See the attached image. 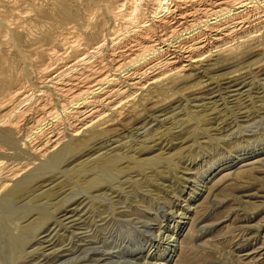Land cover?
Here are the masks:
<instances>
[{"label": "rangeland", "instance_id": "374dc122", "mask_svg": "<svg viewBox=\"0 0 264 264\" xmlns=\"http://www.w3.org/2000/svg\"><path fill=\"white\" fill-rule=\"evenodd\" d=\"M124 1L129 12L131 0ZM97 2L0 1V160L27 161L18 143L28 105H1L12 89H44L59 109L62 98L48 80L66 69L70 78L80 25L111 19V33L133 26L105 18ZM150 5L142 2L146 12ZM246 30L214 44L221 52L200 69L138 91L94 140L70 142L64 121L63 145L19 178L25 192L0 199V250L8 247L0 264H264V28ZM215 99L216 110L208 103ZM75 207L80 227L59 222L58 211ZM27 236L33 241L25 246ZM50 239L55 245L43 249L41 240Z\"/></svg>", "mask_w": 264, "mask_h": 264}, {"label": "bare ground", "instance_id": "6f19581e", "mask_svg": "<svg viewBox=\"0 0 264 264\" xmlns=\"http://www.w3.org/2000/svg\"><path fill=\"white\" fill-rule=\"evenodd\" d=\"M143 1L131 0L129 12L126 11L127 2L124 0H98L95 3V7L102 11L101 15L105 18L110 15L122 16L125 22L133 26L127 31L121 28L111 33V19H103L101 23L92 26L90 22L80 25L81 39L73 41L71 45L76 54L74 63L69 68L72 70L68 72L70 78H65L66 69L48 80L59 92L58 97L62 98L59 109L44 98V89L40 90L41 94L25 93L23 87L18 86L12 89L9 98L2 102L1 105L5 108L7 104L12 105L11 102L20 99L19 104L28 105L23 107L25 109L21 111V116L29 117V122L18 143L19 154L27 155L23 157L27 161L15 163L0 160V199L14 193L12 198L17 201L25 192V187H18L21 181L19 178L26 174L37 160L41 161L63 145L64 136H60L57 131L64 121L69 122L72 131L69 133L70 142L74 143L88 135L89 140H94L101 133L99 129L105 123L113 116L122 117L126 107L134 104L132 101L138 91H149L166 77L184 72L183 70L200 69L205 61L221 52L212 49L214 44L227 42L232 36L237 38L249 28L257 31L264 28V0H150L151 9L148 12L143 9ZM91 2L92 0H89V4ZM92 18L94 21L95 15H92ZM96 31L100 32L96 41L83 42ZM79 64L85 65L82 70L76 69ZM49 68L47 64L43 70L47 73ZM244 86L231 90L229 96L240 95L238 91ZM234 92L237 94H233ZM208 103L212 104L210 108L214 107V110L219 108L216 99ZM109 116L112 117L108 118ZM17 122L13 121L11 128L17 130ZM105 154L107 155V151ZM39 180L41 181L40 177ZM45 185L48 186L44 183L43 187ZM75 208L58 211L59 222L67 224L64 221H68L72 226H78L81 219L76 216H81V211ZM23 241V245L27 246L33 240L27 236ZM41 241L48 242V245L42 246L47 250L46 248L55 245L56 240ZM7 248L3 246L1 250L5 251ZM67 250L63 249L57 254ZM30 253L33 252H28Z\"/></svg>", "mask_w": 264, "mask_h": 264}]
</instances>
